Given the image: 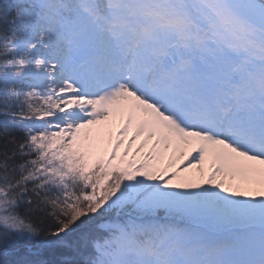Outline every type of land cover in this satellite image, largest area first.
I'll return each mask as SVG.
<instances>
[{
    "label": "snow or ice",
    "instance_id": "obj_1",
    "mask_svg": "<svg viewBox=\"0 0 264 264\" xmlns=\"http://www.w3.org/2000/svg\"><path fill=\"white\" fill-rule=\"evenodd\" d=\"M0 264H264V0H0Z\"/></svg>",
    "mask_w": 264,
    "mask_h": 264
}]
</instances>
